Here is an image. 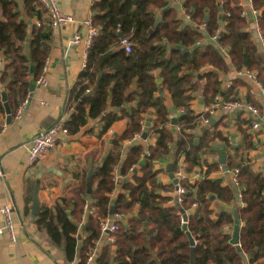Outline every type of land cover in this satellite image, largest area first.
Here are the masks:
<instances>
[{
    "label": "trees",
    "instance_id": "trees-1",
    "mask_svg": "<svg viewBox=\"0 0 264 264\" xmlns=\"http://www.w3.org/2000/svg\"><path fill=\"white\" fill-rule=\"evenodd\" d=\"M251 4L258 10L256 21L264 36V0H251ZM182 9L189 17L187 22L177 17L170 0L91 3L92 21L98 32L87 50V66L71 90L75 102L86 96L71 111L66 127L69 134H76L90 118L97 121L101 135L121 118L127 119V125L120 134L110 137L103 160L75 173L68 192L34 218L55 245H63L68 261L77 257L76 264H86L102 235L101 218L133 212L126 221L118 222V228L110 233L113 243L103 245L92 264H190L191 247L181 216L195 202L196 211L187 214V229L197 239L193 264H264V174L254 171L245 155L234 160L239 146L231 147L233 153L225 162L229 174L238 169L237 186L230 180L224 183L220 178L208 177L209 172L221 168L215 160L206 161L202 179L193 183L180 181L187 190L182 203L168 204L173 197L160 193V189H172V185L157 183L153 160L172 155L175 164L183 156L186 170L191 172L202 163V155L218 152L212 150L210 142L216 138L224 142L217 122L212 120L198 134L191 132L200 119V114H194L189 107L193 91L199 90L206 104L216 94L225 100L235 99L240 77L231 79L224 88L218 80V70L230 67L257 68L264 83V49L251 32L244 30L247 21L241 16L239 0H183ZM45 11L35 0H0V82L7 90L12 112L48 55L42 28L28 21L40 19ZM158 16L161 20L154 26ZM216 31L218 38L213 41L211 36ZM124 36L131 41L129 52L120 44ZM158 67L160 86L153 74ZM202 79L205 82L201 85ZM162 88L167 89L172 105L183 111L170 129L164 97L155 95ZM108 108L112 110L103 114ZM0 113H4L1 99ZM147 117L150 126L144 127ZM143 131L146 139L150 133L156 135L154 144L123 146L124 140ZM244 136L242 150L247 151L253 148L252 138L247 132ZM145 148L149 155L141 162ZM116 170L126 179L112 198ZM89 171H93L90 180ZM88 182L91 193H87ZM238 193L241 204L235 208L240 219V251L229 243L230 233L225 230L233 223L231 208L220 210L215 217H211L210 208L215 199L231 204ZM86 201L92 211L84 214ZM84 215V236L79 245L78 224Z\"/></svg>",
    "mask_w": 264,
    "mask_h": 264
},
{
    "label": "crops",
    "instance_id": "crops-1",
    "mask_svg": "<svg viewBox=\"0 0 264 264\" xmlns=\"http://www.w3.org/2000/svg\"><path fill=\"white\" fill-rule=\"evenodd\" d=\"M58 2L63 11L74 15L77 22L63 29L51 28L48 25L49 19L46 11L42 12L40 19L33 17L28 20L42 28L43 42L47 46V57L49 59L48 84L46 86L36 84L33 90L28 89V92L22 96L18 104L19 106L27 98V103L20 116H14L17 106L13 112L11 111V118L6 123V129L0 133V158L5 173L4 179L0 178V209L5 205H9L12 208L13 225V238L8 229H4L0 235V264H76L77 257L74 261H68L63 245H55L50 240L45 229L36 225L35 216L31 214L34 188L36 187L37 191L39 212L44 207H52L53 203L64 196L74 184V174L83 172L87 167L95 166L101 162L109 150L110 137L114 134H120L127 125V119L121 118L116 120L106 133L99 135L97 121L88 118L78 133L62 137L57 145L48 149L44 156L34 165H28L27 149L31 138L52 126L58 118L65 117L68 119L71 111L75 109V105L80 102V99L75 102L71 90L76 85L79 75L84 69L81 67L83 43H77L68 49H66V43L75 33L84 36L85 29L81 25V21L88 13H91L90 6L93 0H58ZM182 2L183 0H170V4L176 10L177 17L187 22L189 17L182 9ZM239 2L243 4L247 12H250V4L247 0H239ZM245 19L247 24L244 26V30L251 32L254 39L260 44L261 49H264V45H261L255 33L256 20L250 13ZM254 69L258 71L259 75V70L257 68ZM159 72L160 67L153 70L158 86L161 85V79L158 77ZM219 76L223 80L229 81L236 77L238 78L235 75L234 67H230L227 71L218 70ZM240 79L241 82L235 86L236 97L243 101L246 100L258 108L259 115L254 118L258 122V127L256 130L251 128V114L243 107L233 111H215L211 116V120L217 122V130L224 137V142L219 138L210 142L212 150H218V152L202 155V163L195 166L191 172L187 171L186 179L190 183L205 176L206 161L210 163L217 160L220 153H224L226 159H228L233 153L231 150L233 146H239L240 148L234 160L237 161L245 155L248 157L247 161L251 164L252 169L261 171L264 174V99H254L248 92V81L243 77H240ZM31 82L34 83V80H31ZM204 82L205 80L202 79L199 84L202 85ZM221 87H223L222 83ZM92 88H95V86ZM2 89L7 96V90H5L4 84L0 82V99ZM87 91L89 92V90ZM155 95L164 97V103L170 119H172V111L178 113L177 122L182 112L172 105L167 89H159ZM192 95L193 99L189 107L194 114H201L209 104L203 101L199 90H194ZM0 120L6 122L5 111L3 114L0 113ZM175 124L170 121L167 127L170 129ZM144 127L146 126L144 125ZM202 129L198 124L191 129V132L198 134ZM244 132L249 133L252 138L253 148L247 151L242 150L245 140ZM155 140L156 135L150 133L147 139L133 142H130L132 138L126 139L123 141V146L138 142L148 146V144H154ZM179 158H183V156ZM140 161L143 162L144 160L140 159ZM168 163L172 164L174 170L176 165L173 163L172 155L153 160L152 167L157 172L156 180L159 185L164 187L172 185V189H160V193L173 197L175 185L166 171ZM115 175L117 178H124L117 173V170ZM231 175V172L230 174L223 172L221 168L208 173L210 179L220 178L224 183L228 180L232 181ZM121 183H117L116 179V188L112 198L121 190ZM167 203L173 204V199L167 201ZM240 204V197H235L231 204L215 199L210 204L211 217H215L220 210L235 208V206ZM197 207L198 204L196 206L191 205L186 213H194ZM134 211H136V207ZM132 213L123 214L124 218L121 222L126 221ZM84 220L85 215L78 224L77 240L79 245L84 236L81 229ZM2 224L3 216L0 213V226ZM232 228L231 224H229L225 227V230L231 233ZM109 242L111 243V240H109L108 235H101L96 242V250L99 251L103 245L109 244ZM113 246L114 244H111L112 248ZM244 264H247V262H244Z\"/></svg>",
    "mask_w": 264,
    "mask_h": 264
},
{
    "label": "built area",
    "instance_id": "built-area-1",
    "mask_svg": "<svg viewBox=\"0 0 264 264\" xmlns=\"http://www.w3.org/2000/svg\"><path fill=\"white\" fill-rule=\"evenodd\" d=\"M37 4L42 6L46 10V14L48 16L49 22L48 25L51 28L55 29H63L69 25L76 23V18L72 13L65 12L62 10L58 0H35ZM250 4V12H247L246 8L243 7V4L239 2V5L242 7L241 16L247 18L248 13H250L254 19L258 15V10L255 9L252 4L251 0H247ZM255 33L257 38L259 39L261 45H264V36L261 33V30L258 27L257 21H255ZM81 25L84 27V36H81L79 33H75L71 39L68 40L66 43V49L70 46H73L77 43H83V51H82V58H81V67L85 68L87 66V50L91 45L92 39L97 35V28L94 26L92 21L91 13H88L86 17L81 21ZM218 38V31L211 36L213 41L217 40ZM201 41V40H200ZM200 41H197L196 44H199ZM120 44L123 46L126 52L131 50V41L129 40L128 36H124L120 38ZM222 51L227 55L226 47L221 48ZM264 67V61L262 63ZM48 69H49V59L46 57L43 61L41 66L39 75L34 80V83L40 86H46L48 84L47 76H48ZM235 75L238 77H243L249 83V94L254 99H264V83L259 78L258 71L254 68H248L246 66H242L239 69L235 70ZM218 80L222 83L223 88L228 87L231 84L229 80H223L220 76ZM27 103V98H25L18 108L14 112L15 117H19L21 111L25 107ZM240 107L245 108L252 117V124L251 128L256 130L258 127V122L255 121V117L259 115L258 108L250 102L246 100L243 101L236 97L235 99L225 100L221 95L216 94L213 97L212 102L203 110L200 114L199 119V126L201 128L208 127L210 124L211 116L215 111H233ZM183 112L182 110H179ZM66 118L60 117L58 120L49 128L41 131L40 133L34 135L31 140L30 144L27 149V162L28 165H34L41 157L44 156L46 151L50 148H53L57 145L58 141L62 138L67 136L68 129L66 127ZM7 127V124L4 120H0V133H2ZM141 132H135L132 136V141L141 140ZM149 155V151L146 148L143 153H141L140 157L142 160ZM175 169L173 170L175 177L178 178L179 182L178 185L174 189L173 195V202L174 203H182L184 194L187 192L186 188L180 183L181 180L186 179L188 175L185 163L183 158H179L175 163ZM237 172L238 169L235 168L231 171L232 182L235 186L238 185L237 181ZM5 173L2 166V160L0 158V178L4 179ZM116 177V175H115ZM117 179V177H116ZM238 197H240V193H238ZM192 206H196L197 203H192ZM84 214L89 213L92 211L88 202L86 201L84 206ZM0 213L3 216V224L0 226V235L3 233L4 229H8L11 233V237L13 238V225H12V208L9 205H5L0 209ZM124 218L122 213L114 214L112 217H104L101 218L99 221V227L102 235L110 236V233L114 232L118 228V222ZM182 222V220H181ZM111 243H113L114 238L109 237ZM110 243V242H109ZM97 255V250H92L86 260V264H92L95 260Z\"/></svg>",
    "mask_w": 264,
    "mask_h": 264
},
{
    "label": "water",
    "instance_id": "water-1",
    "mask_svg": "<svg viewBox=\"0 0 264 264\" xmlns=\"http://www.w3.org/2000/svg\"><path fill=\"white\" fill-rule=\"evenodd\" d=\"M161 20V16H158L154 22V26H156L158 24V22ZM119 36H121V33H119ZM188 49H184V51H186ZM33 71V66H30V72ZM35 83H32L31 86H30V90H33L34 87H35ZM86 95L82 96L80 100H82ZM1 101L3 102V107H4V111H5V115H6V123L9 122L10 118H11V109H10V106L7 102V96H6V92L2 89L1 91ZM80 102H78L74 108H76L78 106ZM110 110H112L111 108L105 110L103 112V114H106L107 112H109ZM117 110H119V108H117ZM177 115L178 113L175 112V111H172V119H171V123L172 124H175L176 123V118H177ZM144 125L146 127L150 126V117H147L145 122H144ZM141 138L142 139H145L146 138V131H143L142 134H141ZM220 150H222V148H220ZM218 162L220 163L221 165V169L223 172H227V168H226V165H225V161H226V156L224 153H220L218 155ZM166 171L168 172L169 174V177L171 178L172 180V183L175 185V187L178 185V178L175 177L174 175V172H173V166L171 163H168L167 167H166ZM93 174V171H89L88 172V176H87V179L90 180L91 176ZM125 181V178H117V183H121ZM87 193H91V184L88 182L87 183ZM236 198H238V194L235 195ZM39 212V204H38V198H37V191H36V187L34 188V191H33V199H32V204H31V214L33 216H36ZM110 212L112 213L113 212V208L111 207L110 208ZM231 213L233 215V228H232V232H231V236H230V239H229V243L233 244V245H236V248L238 251L241 250L240 246H239V228H240V219L238 218L237 216V213H236V208L232 207L231 208ZM187 213L186 212H183L182 213V216H181V220H182V229L185 231L186 235H187V238H188V242H189V245L191 247L190 249V264H193L194 262V245L196 244V237L192 236L191 233L189 232V230L187 229Z\"/></svg>",
    "mask_w": 264,
    "mask_h": 264
},
{
    "label": "rangeland",
    "instance_id": "rangeland-1",
    "mask_svg": "<svg viewBox=\"0 0 264 264\" xmlns=\"http://www.w3.org/2000/svg\"><path fill=\"white\" fill-rule=\"evenodd\" d=\"M122 214H125V213H122ZM112 216H114V215H112ZM112 216H110V217H112ZM231 227H233V223L231 224ZM229 233H230V231H228ZM232 232V231H231ZM231 234V233H230ZM108 237H112L111 235L110 236H108ZM195 241H197V239H195ZM94 250V249H93ZM96 250V249H95Z\"/></svg>",
    "mask_w": 264,
    "mask_h": 264
}]
</instances>
